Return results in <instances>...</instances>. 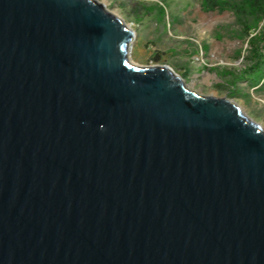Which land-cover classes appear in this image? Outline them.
<instances>
[{
    "label": "water",
    "instance_id": "1",
    "mask_svg": "<svg viewBox=\"0 0 264 264\" xmlns=\"http://www.w3.org/2000/svg\"><path fill=\"white\" fill-rule=\"evenodd\" d=\"M98 0H0V264H264V128Z\"/></svg>",
    "mask_w": 264,
    "mask_h": 264
},
{
    "label": "rangeland",
    "instance_id": "2",
    "mask_svg": "<svg viewBox=\"0 0 264 264\" xmlns=\"http://www.w3.org/2000/svg\"><path fill=\"white\" fill-rule=\"evenodd\" d=\"M98 1L135 30L133 62L171 67L189 89L229 98L264 128V82L246 73L264 18L247 11L249 0Z\"/></svg>",
    "mask_w": 264,
    "mask_h": 264
},
{
    "label": "trees",
    "instance_id": "3",
    "mask_svg": "<svg viewBox=\"0 0 264 264\" xmlns=\"http://www.w3.org/2000/svg\"><path fill=\"white\" fill-rule=\"evenodd\" d=\"M245 6L256 18H264V0H249V4ZM249 43L252 64L246 73L249 83L256 85L264 82V33L262 36L252 37Z\"/></svg>",
    "mask_w": 264,
    "mask_h": 264
}]
</instances>
